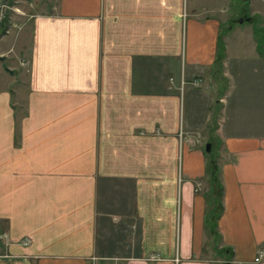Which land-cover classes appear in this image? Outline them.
I'll return each mask as SVG.
<instances>
[{
    "label": "crops",
    "instance_id": "0c3cea01",
    "mask_svg": "<svg viewBox=\"0 0 264 264\" xmlns=\"http://www.w3.org/2000/svg\"><path fill=\"white\" fill-rule=\"evenodd\" d=\"M57 2L33 20L23 115L1 80L0 264H264L248 21L231 0Z\"/></svg>",
    "mask_w": 264,
    "mask_h": 264
},
{
    "label": "rangeland",
    "instance_id": "374dc122",
    "mask_svg": "<svg viewBox=\"0 0 264 264\" xmlns=\"http://www.w3.org/2000/svg\"><path fill=\"white\" fill-rule=\"evenodd\" d=\"M57 1L58 0H0V22L5 16H8L9 19L5 33L1 34L2 28L0 26V90L2 78L12 81L14 89L19 90L20 94L23 95L21 101H15V106L19 109L20 115H23L26 111L24 98L29 89V70L25 67V65L27 66L25 60L28 59L30 53L33 20L42 13L53 12L58 3ZM227 6L230 9L228 14L232 15L233 20L248 21L244 23L245 28L248 27L253 29L254 35L256 36L258 51L259 47L264 51V0H231L230 6L226 4V7ZM235 24H237V22H235ZM5 36H7V39L3 40ZM11 37L19 38V42L23 41L24 49L19 47V51L22 52V54L19 52L16 54V51L14 53L13 49L10 51V55L4 52L5 44H7V40ZM233 51H235L236 54H234ZM232 52L235 58L238 57L240 53L237 52L236 48H234ZM259 53L261 54V52ZM261 56L264 58L262 54ZM14 62L17 64L21 62L23 67L19 65L17 69H13L14 71L11 72V67H16V65L14 66ZM215 124L216 120H214L212 124L213 128ZM213 146L216 149L219 147L216 142H214ZM31 242V239L27 238L22 244L28 247Z\"/></svg>",
    "mask_w": 264,
    "mask_h": 264
},
{
    "label": "trees",
    "instance_id": "16d2710c",
    "mask_svg": "<svg viewBox=\"0 0 264 264\" xmlns=\"http://www.w3.org/2000/svg\"><path fill=\"white\" fill-rule=\"evenodd\" d=\"M8 22H9L8 16H5L2 19V21L0 22V26L2 28L1 34L6 32V30H7L6 28L8 26ZM220 49H221V51L223 50V44L222 43H220ZM259 52H261V54L264 56V51L261 49V47H259ZM212 173H213L212 175H213L214 182L217 183V177H216L217 176V174H216L217 173V167H216L215 164H213V166H212Z\"/></svg>",
    "mask_w": 264,
    "mask_h": 264
},
{
    "label": "built area",
    "instance_id": "2783aa9c",
    "mask_svg": "<svg viewBox=\"0 0 264 264\" xmlns=\"http://www.w3.org/2000/svg\"><path fill=\"white\" fill-rule=\"evenodd\" d=\"M256 261L258 262V261H259V259H256Z\"/></svg>",
    "mask_w": 264,
    "mask_h": 264
}]
</instances>
